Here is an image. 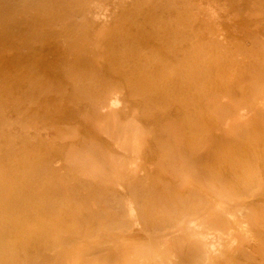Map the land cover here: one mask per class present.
Returning a JSON list of instances; mask_svg holds the SVG:
<instances>
[{
    "label": "bare ground",
    "instance_id": "6f19581e",
    "mask_svg": "<svg viewBox=\"0 0 264 264\" xmlns=\"http://www.w3.org/2000/svg\"><path fill=\"white\" fill-rule=\"evenodd\" d=\"M0 264H264V0H0Z\"/></svg>",
    "mask_w": 264,
    "mask_h": 264
}]
</instances>
